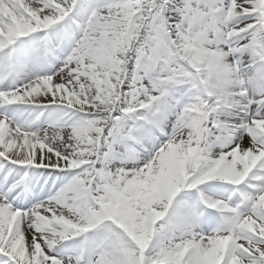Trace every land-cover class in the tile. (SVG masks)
<instances>
[{
    "label": "snow or ice",
    "instance_id": "6c2138e0",
    "mask_svg": "<svg viewBox=\"0 0 264 264\" xmlns=\"http://www.w3.org/2000/svg\"><path fill=\"white\" fill-rule=\"evenodd\" d=\"M0 264H264V0H0Z\"/></svg>",
    "mask_w": 264,
    "mask_h": 264
}]
</instances>
